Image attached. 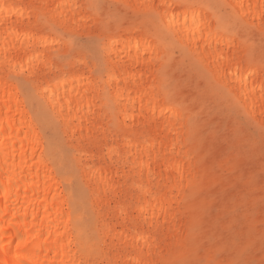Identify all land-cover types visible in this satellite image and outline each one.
I'll use <instances>...</instances> for the list:
<instances>
[{
	"label": "rangeland",
	"instance_id": "374dc122",
	"mask_svg": "<svg viewBox=\"0 0 264 264\" xmlns=\"http://www.w3.org/2000/svg\"><path fill=\"white\" fill-rule=\"evenodd\" d=\"M191 9L214 41L184 34L169 18ZM0 15L23 49L0 57V76L39 134L81 264H124L139 233L150 242L148 264H264V99L251 106L234 73H248L264 94V0L243 8L235 0H0ZM127 40L142 41L144 64L127 67L118 43ZM205 44L225 51L231 66L219 68L201 52ZM60 82L85 89L79 126L49 101ZM140 85L158 109L173 110L163 112L173 125L154 132L160 150L150 169L132 147L154 131L132 101ZM166 155L182 160L175 181ZM89 169L105 171L112 186L98 188ZM161 194L169 216L139 211Z\"/></svg>",
	"mask_w": 264,
	"mask_h": 264
},
{
	"label": "bare ground",
	"instance_id": "6f19581e",
	"mask_svg": "<svg viewBox=\"0 0 264 264\" xmlns=\"http://www.w3.org/2000/svg\"><path fill=\"white\" fill-rule=\"evenodd\" d=\"M258 0H235L238 7L255 6ZM169 18L180 25L186 35H197L214 41L215 37L208 29L200 11L182 10ZM1 16V15H0ZM9 17L0 18V57L10 59L23 49L14 48L13 39L17 34ZM125 52L127 67L144 64L141 40L119 41ZM111 51V44H109ZM201 52L217 60L218 67L231 66L233 58L223 50H211L209 44L201 47ZM14 53V54H13ZM241 93L251 106L261 102L264 94L259 84L246 72H234ZM126 74L132 76L130 70ZM75 82H79L75 80ZM58 89L50 91V103L70 123L76 120L78 126L84 114L88 112L89 100L83 85L78 83H57ZM120 90H118L119 92ZM132 101L143 108L154 121V131L148 141L132 145L138 154L141 169L153 166L160 147L155 134L158 128L173 125V121L164 117L163 112L173 111L171 107L158 109L156 99L149 90L140 85L134 89ZM156 107L160 117L157 121ZM75 129V125L72 126ZM156 147V149L154 148ZM152 161H148V157ZM168 177L175 181L183 171L182 160L172 155L161 159ZM155 165V164H154ZM88 175L98 188L112 186L101 169H89ZM151 217L169 216V202L164 194L148 195L138 208ZM136 251L122 258L124 264H148L145 248L150 242L144 233L131 237ZM0 264H81L74 247V239L69 230L68 213L61 195L59 183L48 162L42 155L39 134L32 125L30 116L24 108L15 86L0 76Z\"/></svg>",
	"mask_w": 264,
	"mask_h": 264
}]
</instances>
